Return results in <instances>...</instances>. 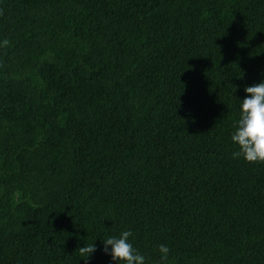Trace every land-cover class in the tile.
Listing matches in <instances>:
<instances>
[{
    "label": "trees",
    "instance_id": "1",
    "mask_svg": "<svg viewBox=\"0 0 264 264\" xmlns=\"http://www.w3.org/2000/svg\"><path fill=\"white\" fill-rule=\"evenodd\" d=\"M262 81L264 0H0V264H264Z\"/></svg>",
    "mask_w": 264,
    "mask_h": 264
},
{
    "label": "clouds",
    "instance_id": "2",
    "mask_svg": "<svg viewBox=\"0 0 264 264\" xmlns=\"http://www.w3.org/2000/svg\"><path fill=\"white\" fill-rule=\"evenodd\" d=\"M9 41L5 39L3 47ZM247 94L240 103L239 118L235 123L231 136L237 150L232 153L233 158H243L246 162H264V81L246 86ZM133 233L122 231L119 236L110 235L103 239V251L111 256L116 264H146V258L130 242ZM85 262L97 251L96 244H85L77 250ZM160 260L166 262L170 249L165 244L158 246Z\"/></svg>",
    "mask_w": 264,
    "mask_h": 264
}]
</instances>
